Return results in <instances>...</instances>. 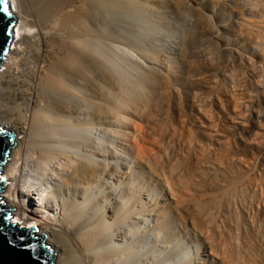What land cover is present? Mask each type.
Here are the masks:
<instances>
[{
  "label": "bare ground",
  "instance_id": "obj_1",
  "mask_svg": "<svg viewBox=\"0 0 264 264\" xmlns=\"http://www.w3.org/2000/svg\"><path fill=\"white\" fill-rule=\"evenodd\" d=\"M8 3L12 223L54 264H264V0Z\"/></svg>",
  "mask_w": 264,
  "mask_h": 264
},
{
  "label": "water",
  "instance_id": "obj_2",
  "mask_svg": "<svg viewBox=\"0 0 264 264\" xmlns=\"http://www.w3.org/2000/svg\"><path fill=\"white\" fill-rule=\"evenodd\" d=\"M0 0V66L14 38L16 19L10 10L3 9ZM15 134L6 132L0 127V174L12 146ZM4 181L0 180V193L3 192ZM2 196L0 195V203ZM13 209L4 203L0 204V264H54L55 254L45 242V236H38L37 229L20 228L12 223Z\"/></svg>",
  "mask_w": 264,
  "mask_h": 264
},
{
  "label": "rangeland",
  "instance_id": "obj_3",
  "mask_svg": "<svg viewBox=\"0 0 264 264\" xmlns=\"http://www.w3.org/2000/svg\"><path fill=\"white\" fill-rule=\"evenodd\" d=\"M0 69H2V63H1ZM215 91H216V89H215ZM232 136H233V135H230L229 137H232ZM229 137H228V138H229ZM234 138H235V139H234ZM239 138H240V137H239L238 135H237V136L235 135V137H233V139H230V138H229L230 140H229V139H228V140H229V144L232 142L233 145H234L235 142H236L237 145L235 144V146H237L236 148H237V150H238V151H237V150H236V151H237V153H238L239 155H241V157H242V156H245V157H246V156L248 155L249 157L247 156L246 158H249V159L251 158V160H252V159H253V156L255 155L254 157H256V159H257V157H258L259 159H261L260 155L258 154V152L256 153L255 150H252V151H253V152H252V151H250V150L242 149V148H243V146H242V144H243V139H242V138L239 139ZM231 140H232V141H231ZM230 141H231V142H230ZM241 141H242V142H241ZM238 142L241 143V144H239ZM232 143H231V145H232ZM238 144H239V147H238ZM233 145H232V146H233ZM240 146H242V148H241ZM236 148H235V149H236ZM239 148H241V150H239ZM239 151H240V152H239ZM243 151L245 152L246 155H245L244 153H241V152H243ZM246 151H248V153H247ZM249 151L252 152L253 155H249V154H252V153H249ZM254 152H255L256 154H254ZM238 154H237V155H238ZM251 156H252V157H251ZM259 159H258V160H259ZM262 159H263V158H262ZM260 163H261V164H260ZM262 163H263V164H262ZM258 164H259V166L257 167V171H256V172L259 173V174H257L256 172H255V174H256V176L258 175L257 178L260 177V176H262L263 178H261V177H260V178L263 179V181H264V159H263V160H259V163H258ZM261 165H262V166H261ZM261 167H262V168H261ZM262 169H263V170H262ZM0 175H1V174H0ZM4 183H5V184L3 185V186H4V187H3V191L6 189L7 185L9 184V181L6 180ZM2 194H3V193L1 192L0 195H2ZM2 197H3V195H2ZM1 201H4V200H1Z\"/></svg>",
  "mask_w": 264,
  "mask_h": 264
},
{
  "label": "snow or ice",
  "instance_id": "obj_4",
  "mask_svg": "<svg viewBox=\"0 0 264 264\" xmlns=\"http://www.w3.org/2000/svg\"><path fill=\"white\" fill-rule=\"evenodd\" d=\"M2 2H3V11L5 12V13H7L8 12V6H7V0H2Z\"/></svg>",
  "mask_w": 264,
  "mask_h": 264
}]
</instances>
